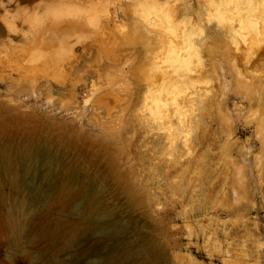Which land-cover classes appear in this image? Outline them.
Wrapping results in <instances>:
<instances>
[{
    "label": "rangeland",
    "instance_id": "1",
    "mask_svg": "<svg viewBox=\"0 0 264 264\" xmlns=\"http://www.w3.org/2000/svg\"><path fill=\"white\" fill-rule=\"evenodd\" d=\"M116 1L0 0V264H102L111 254L113 222L132 228L138 246L153 245L171 261L176 256L185 264H222L219 251L236 254L241 246L242 255L231 259L264 264V143L255 135L256 123L264 122V60L247 63L246 78L238 83L223 56L232 51L231 40L222 43L213 19L210 29L193 28L186 49L199 80L192 74L187 93L195 101L183 112L193 117L196 90L203 93L211 103L204 130L179 127L171 137L165 121L142 127L148 112L139 81L148 53L130 38L131 20L115 10ZM156 1L169 10L187 0ZM60 11L95 23L102 41L79 27L90 43L75 44L71 58L62 59L63 68L72 65L73 82L47 77L49 89L17 88L25 79L45 84L40 65L48 60L35 56L23 39L47 23L49 12ZM176 22L189 27L182 16ZM197 133L205 137L200 148ZM57 181L67 183L69 195L76 189L90 194L91 213H83L82 197L67 202L53 191ZM9 223L17 227L15 235ZM77 225L88 231L64 245L61 236ZM56 226L59 232L51 235Z\"/></svg>",
    "mask_w": 264,
    "mask_h": 264
},
{
    "label": "bare ground",
    "instance_id": "2",
    "mask_svg": "<svg viewBox=\"0 0 264 264\" xmlns=\"http://www.w3.org/2000/svg\"><path fill=\"white\" fill-rule=\"evenodd\" d=\"M124 1H125V6L122 7L120 5V1L117 0L115 2V7H116L115 10L116 11L120 10L124 15L126 14V16L127 15L129 16L128 19L130 18L131 23H132V27H131L132 35L131 36L133 37V38L132 37L130 38L133 39V41L138 40L140 43H143L145 50L148 53L145 57L149 61L148 68L146 71L145 70L143 71L144 72V74H142L143 78L140 79L139 81V83L142 82L143 83L142 85H144V88H143L144 92H143V95L141 96V100H142L141 103L143 107L142 106L141 107L144 108L148 112V116L144 118L146 119V123L145 122L144 124L141 123L142 127L145 124H146L145 126L149 125L150 122L152 123L155 121L162 120L164 123L165 121L164 125H167L166 129L169 132V135L167 134V132H166V135L171 136V137L174 134L172 135L170 134L178 130L179 127L203 129L201 128V126H203L206 120V115H207L206 112L207 110H209L208 108H209V105L211 104L210 101H207V98L206 100L201 98V95L203 93L200 95L199 94L200 92L197 93L198 90H196L197 92L195 91L196 92L195 96H197V100L195 102L196 106H194V104H191V106L194 107V112H195L193 117H185V112H183L184 109L186 108L184 107V105L186 106V103H191L192 101H195V100H191V96L188 97L189 94L187 93V91H189L190 87H193L194 79L196 77L198 78L199 76L198 74H196L198 71H195L194 70L195 68L192 69V64H191L192 59L191 58H190L191 60L188 59L189 53H187L188 49H186L191 46L192 40L190 41V36H191L190 34H191V31L194 30L193 28L196 27L201 31L202 29H204L205 26L209 28L208 25L211 24V19H213L215 21L213 31L215 32V34H219V36H222V39H221L222 43L223 41H226V38L231 40V42L229 43L230 45H232L233 52L231 51V49H228L229 51L227 50L228 51L227 53H229V56L226 55L227 53L223 54V56L225 55L227 58H229L228 63L229 65H231L230 67V69H232L231 72H234L235 75L237 76V79L236 77L235 79L238 80V83L240 79H241L240 80V83H241L244 81L243 78H246L244 75V70L246 67L245 65L247 63L250 64L252 61L254 64H256L262 61V59L264 60V0H205V1L187 0L182 5L175 7L174 9H171L172 5L170 4L171 8L169 10L167 9L161 10L162 8L158 6L156 0H124ZM181 16L184 17L185 23H187V25L189 26L188 28L187 27L183 28V26L179 27L178 22H176L177 17H181ZM44 22H47V23H45L44 26L42 25L41 28L38 27V29L36 28V30L33 29L34 31L31 33L29 32L30 35H27V37L23 40L29 45L30 48L32 49L35 48L34 50L35 56L42 58V59H47L48 61H52V62L45 61L44 64L40 65V66H43V73H41V75H44V77L46 78L49 77L50 79H52L51 81H55V82L59 78L66 76V78L69 79V82H73V78H71L72 73L70 72L72 65L69 62V64L66 65L67 68H63L65 65H63L62 63L63 62L62 59L71 58L70 50L73 46H75V44L79 45L84 42H87V43L89 42V41H86L85 34L79 30V27L88 28L90 31H88L87 33H89V35L94 36L97 39L96 41L101 42L102 41L101 36L103 35H101V32L97 30L95 23H91V22L82 23L80 20H78V17L73 15L72 13L68 15L66 13H62V11L52 13V14L49 12L46 15ZM179 24L181 23L179 22ZM223 37H225V40L223 39ZM230 40H227V42ZM192 55H194V53ZM223 56L221 55L222 59L223 58L226 59V57H223ZM249 64H247L248 67H249ZM252 67L254 66L252 65ZM196 70H199V69L197 68ZM202 71L203 70H201V72ZM227 73L229 72H226V74ZM25 74L26 73L20 74L19 76L22 77ZM192 74H196L197 76L195 75L196 76L195 77ZM192 77H195V78L193 79ZM27 80L30 81V79H27ZM197 80H199V78ZM24 81H22L24 82L23 84L22 83L17 84V88H28L29 90L35 92L41 87H44L45 89H49L51 87V85L49 84L50 80L48 81V78L46 79L45 84H42V85L38 83V80H36V78H32L30 83H28L29 81L27 82L26 79ZM251 86L249 85L248 87H251ZM70 88H71L70 92L73 93L74 88L72 87ZM195 96H194V99H195ZM139 112H142V111H139ZM135 117L140 119L142 116L139 118V116H137V113H136ZM184 118H188V119L186 120ZM158 127L160 126L158 125ZM159 129L161 130V128ZM184 131L185 130H183V132ZM187 132L189 133L190 131H187ZM199 133H200V130H199ZM199 133L195 135V139H194L195 148L196 147L198 148V146L200 148V146H202L205 142L204 140L205 137ZM255 135L257 138H259L260 141L264 143V122L263 120H259V122L256 123V134ZM170 141H172V139ZM173 142L175 141L173 140ZM200 153L202 152L200 151ZM200 153H198V155H200ZM183 154H184V150H183ZM196 156H195V159L197 161L198 160L197 158H199V156L198 157ZM27 161H28L27 156H23L21 160L22 166H25ZM196 161H195V164L197 165ZM198 165L199 167L202 166L201 163ZM2 169L3 167L0 164V172L2 171ZM200 175H201V171L199 172V176ZM198 181H199L198 186L201 189L202 182L200 181V179ZM66 188H67V183H64L62 181H57L54 184L53 191H56L60 195V197L65 198L67 202H70L76 197H82L83 213L85 215H88L89 213H91L94 207V201L91 198L90 194L88 193L83 194L80 190L76 189L75 192L69 195L65 190ZM68 190L70 192V187H68ZM8 228L12 235L16 234L17 232L16 226L9 223ZM133 229H135L134 226H133ZM227 230L225 229L224 233L226 235H229L226 232ZM87 231L88 229L80 228L77 225L74 227L73 232L70 236H64V237L61 236V241L64 245H68L72 242V238L74 236L75 237L80 236V235L82 236L86 234ZM138 231L137 233L140 232ZM255 231L257 230L255 229ZM58 232H59V227L56 226L50 231V234L56 235ZM233 232L234 231H232V233ZM212 233H214V231ZM210 234L211 233H209V235ZM110 235L112 237L111 254L108 255L103 260L102 264H185L182 262V260H179V259L177 260L176 256L173 257L174 259H172V261L169 260V257L164 255V253L157 252L155 250V248L157 247L154 246L155 248H153V245L152 247H150V245L148 246L147 243H143L138 246L137 244L138 242L136 243L134 240L131 239V235L133 237L135 235L133 234L132 228H124L117 222L112 223V229L110 231ZM211 237L210 239H212ZM137 238H135V240H137ZM207 239L208 238H206V240ZM234 240H237V239H234ZM235 245H238V244H235ZM235 247L236 246H234L233 248ZM237 247L241 248V246H237ZM237 247L235 249L236 254L240 253L242 255L243 250L237 249ZM216 248H218V246ZM227 248L229 249V247ZM157 250H160V249H157ZM209 250L211 251V249ZM233 254H230L228 250H221L219 251L217 256L221 258L222 264H244L243 263L244 261L235 262L236 260L235 258H237L236 254H234L236 256L234 258L235 260L232 258L234 260L233 261L231 259V257L234 256ZM239 257L241 258V256Z\"/></svg>",
    "mask_w": 264,
    "mask_h": 264
}]
</instances>
